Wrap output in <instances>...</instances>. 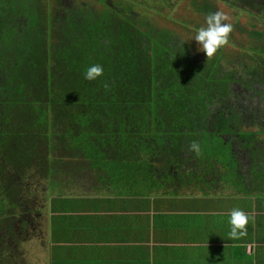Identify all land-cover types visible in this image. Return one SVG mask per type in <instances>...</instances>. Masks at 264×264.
I'll list each match as a JSON object with an SVG mask.
<instances>
[{
  "label": "trees",
  "instance_id": "trees-1",
  "mask_svg": "<svg viewBox=\"0 0 264 264\" xmlns=\"http://www.w3.org/2000/svg\"><path fill=\"white\" fill-rule=\"evenodd\" d=\"M193 1L202 15L223 13L231 31L252 18L240 31L249 40L239 70L222 68L224 45L198 58L192 42L163 23L173 0H77L58 16L63 0H0V215L39 212L56 187L117 175L112 159L127 171L146 162L160 177L190 174L208 141L231 147L220 151L231 154L236 179L264 180V105L250 120L256 128L227 105L234 81L264 82V0ZM93 64L103 74L87 80ZM91 157L108 158L111 168H92ZM7 233L0 230L1 239Z\"/></svg>",
  "mask_w": 264,
  "mask_h": 264
},
{
  "label": "crops",
  "instance_id": "crops-1",
  "mask_svg": "<svg viewBox=\"0 0 264 264\" xmlns=\"http://www.w3.org/2000/svg\"><path fill=\"white\" fill-rule=\"evenodd\" d=\"M115 176L56 187L39 212L0 215V230L8 232V239L0 237V264H264L263 179H237L241 191L221 198L213 185L225 181L221 173L213 181L205 178L204 190L199 177L173 179L176 196L170 189L127 192L114 187ZM129 180L126 186H138L136 178ZM234 208L250 218L247 235L239 240L229 238Z\"/></svg>",
  "mask_w": 264,
  "mask_h": 264
},
{
  "label": "rangeland",
  "instance_id": "rangeland-1",
  "mask_svg": "<svg viewBox=\"0 0 264 264\" xmlns=\"http://www.w3.org/2000/svg\"><path fill=\"white\" fill-rule=\"evenodd\" d=\"M75 1L77 0H63L64 3L62 2V8L57 9L55 14L58 16L64 12L63 8L73 7ZM198 1L201 2L202 0H198ZM193 2H194L193 0H173L174 4L170 3L163 10L162 13L163 15H165V20H162V21L168 28L175 30L178 34L183 35L186 40L192 42L194 46V50H193L194 55L196 56L198 55L200 58H204L206 57V53L200 48L198 43L195 41L194 36L196 34V31L199 28L207 27V23H206L207 16L204 15L205 13H203L204 15L203 16L201 13L197 12L195 9V6L193 5L194 4ZM217 4L219 8L221 9L224 8L227 10V7L224 5L223 2L218 1ZM52 5L53 3L51 4V6ZM166 16H169L170 18L167 19ZM161 17L164 18L163 16ZM250 18L251 17L249 16H243L241 20L239 19V23L236 24L233 31H231L232 33L231 41L232 42L226 43L224 45V49L221 52L223 54V58H221L220 61L222 65L224 66V67L222 66V68H235L239 70L240 66L242 65L244 56H241V55H244V53L240 55L239 51H240L241 46H245L249 39L247 37V32L245 33V32H240V31H241L242 26L243 28H245V30L246 29L248 30L249 28H251ZM225 20L227 22L229 21V19H225ZM231 21L233 22V19H231ZM262 26L263 25H259L256 27L260 28ZM239 72L240 71H238L237 73L238 78L240 77ZM227 105H229V109H234V111L236 112V115L238 116V119L242 121V125L244 127L247 125L250 128H256V126L251 125V121H250L252 118L251 114H254V115L260 114V109L262 105H264V82L257 81L256 84H253V85L250 84V86L247 87L239 83L238 81H234L232 83V93L229 95L227 99ZM255 122L253 121L254 125L257 123ZM261 137H264V135H262ZM210 142L208 141V143H204V151L202 153V157L200 158L202 163L201 164L198 163V167L194 168V172H191L189 170L192 176L186 170V172L183 171L182 174L179 173V175L174 178L176 181H181L184 179H189L190 177H193V176L199 177L201 179L198 182V185H200L199 189L204 190L208 188V186H206L207 183H206L205 178H207L209 181H213L212 178L217 177L221 173L223 175L222 177H226L225 181L223 183H217L218 180H216V183H213V185L216 184L217 186L218 184V189L219 191H221L218 196H220L221 198H227L229 197L230 194H226V192L236 191L241 188L239 182H237V179H236L237 177H235L236 171L231 170L232 165L227 160V157H230L231 154H228L227 157H223L220 151V148L221 149L225 148V150L230 153L231 147L230 146L225 147V145L222 144V142L219 140L215 142H211V143ZM234 144H236V142ZM94 156L97 157L98 155L95 153ZM223 158H225L226 161H224ZM92 160L94 161L92 164V168H96V169L100 168L98 164L105 163V162L107 164L106 166L107 167L110 166L109 168H111V163L108 158L101 160V161H96L97 159L95 158H93ZM112 161H113L112 167L119 168V170L117 171V175L115 176L116 178L113 177V182H114L113 184L115 185L114 187L120 185V187L122 186L124 190H126L127 192H137L139 190V191H143L146 194L153 192V195L155 192H158V191L165 192L168 189H170L169 192H171L172 196L177 195L176 191L172 190V189L178 190V187H176V185H174L173 183L174 181H172L173 180V178H171L173 177L172 175H170L171 177H169V174L163 175L166 177L161 176V179L167 178V179H164L166 181V184H165L164 180L158 179L159 175L157 173L155 175L153 173L148 174L149 172L148 166L147 167L143 166V165H146V162H140V163L132 162L131 164H133L134 166L133 168L135 169L127 171L123 169L120 164L118 165L115 159H112ZM139 164H141V166L146 171L142 172L141 170L143 168L138 170L137 167L139 166L137 165ZM124 166H125V163H124ZM243 166L244 167H242L241 173H243V175H246L248 174V169L246 167V164H243ZM213 170H215L214 175L211 178H209L208 171H213ZM176 171H181V170L177 169ZM169 172L172 174L173 170H169ZM195 172H198V173H195ZM129 178L132 179V181L134 178H136V181L138 182V186L136 188H134L135 187L134 185L126 186ZM121 180H123V182L125 183L124 186L119 183ZM170 183L171 185H169ZM192 184L193 183L190 182L191 187L195 186ZM239 191H241V189ZM206 192H209V189H207ZM240 195L242 196V194ZM180 196H182V194H180ZM176 199L181 200L182 202L181 201H177V202L182 203V205H187L188 203L186 200H182V198L178 197ZM240 202L241 203H239V205L243 204L242 203L243 201H240ZM3 208H5V204L0 203V212H4ZM2 215L6 217L7 213H4Z\"/></svg>",
  "mask_w": 264,
  "mask_h": 264
},
{
  "label": "clouds",
  "instance_id": "clouds-1",
  "mask_svg": "<svg viewBox=\"0 0 264 264\" xmlns=\"http://www.w3.org/2000/svg\"><path fill=\"white\" fill-rule=\"evenodd\" d=\"M225 19L221 12L209 13L206 17L207 27H201L196 31L194 39L207 57H211L221 46L228 43V35L232 30V25L223 23ZM102 74L103 67L99 64H93L87 68L84 75L87 80H95ZM190 150L198 154L200 145L193 142L190 145ZM249 219V215L239 208L230 211L228 222L231 227L229 232L231 240H239L247 235L248 228L246 226Z\"/></svg>",
  "mask_w": 264,
  "mask_h": 264
},
{
  "label": "flooded vegetation",
  "instance_id": "flooded-vegetation-1",
  "mask_svg": "<svg viewBox=\"0 0 264 264\" xmlns=\"http://www.w3.org/2000/svg\"><path fill=\"white\" fill-rule=\"evenodd\" d=\"M253 115H254V114H251L252 118H254ZM252 121H253V120H252ZM251 125H252V126H256V127H258V123H256V124L254 125V123L252 122ZM234 145H236V144H234ZM243 162H244V161H243ZM248 164H249V163L247 162L246 165H248ZM240 166H241V165H240Z\"/></svg>",
  "mask_w": 264,
  "mask_h": 264
}]
</instances>
